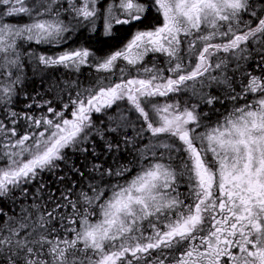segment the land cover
Returning <instances> with one entry per match:
<instances>
[{
	"label": "snow or ice",
	"instance_id": "obj_1",
	"mask_svg": "<svg viewBox=\"0 0 264 264\" xmlns=\"http://www.w3.org/2000/svg\"><path fill=\"white\" fill-rule=\"evenodd\" d=\"M0 264H264V0H0Z\"/></svg>",
	"mask_w": 264,
	"mask_h": 264
},
{
	"label": "trees",
	"instance_id": "obj_2",
	"mask_svg": "<svg viewBox=\"0 0 264 264\" xmlns=\"http://www.w3.org/2000/svg\"><path fill=\"white\" fill-rule=\"evenodd\" d=\"M122 36V39L119 42H108V43H102V42H94V41H89L88 38L86 39L85 44L87 43L89 46L93 48L95 51L97 57H103L106 55L108 52L112 51L115 49V47H118L119 44L122 42V44L125 42L124 39L127 37V34L123 29L120 30L119 33ZM90 69L85 68L84 69V75L87 74L85 71H88ZM63 71V69H61ZM23 99V97H22Z\"/></svg>",
	"mask_w": 264,
	"mask_h": 264
},
{
	"label": "rangeland",
	"instance_id": "obj_3",
	"mask_svg": "<svg viewBox=\"0 0 264 264\" xmlns=\"http://www.w3.org/2000/svg\"><path fill=\"white\" fill-rule=\"evenodd\" d=\"M91 34L87 31V30H81L80 34L78 37H74V43L68 45V47H77L80 46L82 44H85L84 42H86V39L90 36ZM45 51H47V49H45ZM55 51V50H53ZM149 59H151V57H149ZM85 76H89V75H102L103 73H95L94 70H88L85 71Z\"/></svg>",
	"mask_w": 264,
	"mask_h": 264
},
{
	"label": "flooded vegetation",
	"instance_id": "obj_4",
	"mask_svg": "<svg viewBox=\"0 0 264 264\" xmlns=\"http://www.w3.org/2000/svg\"><path fill=\"white\" fill-rule=\"evenodd\" d=\"M127 38H128V36L124 39V41H126ZM121 45H122V42L119 44V46H121ZM119 46H118V47H119ZM114 50H115V49H114Z\"/></svg>",
	"mask_w": 264,
	"mask_h": 264
}]
</instances>
